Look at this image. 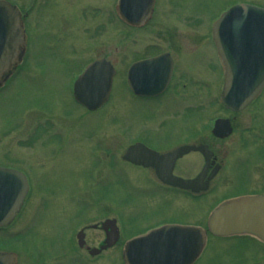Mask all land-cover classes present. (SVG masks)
<instances>
[{
	"label": "rangeland",
	"instance_id": "rangeland-1",
	"mask_svg": "<svg viewBox=\"0 0 264 264\" xmlns=\"http://www.w3.org/2000/svg\"><path fill=\"white\" fill-rule=\"evenodd\" d=\"M8 1L26 11L29 34L24 62L0 88V165L25 170L32 185L18 215L0 230V243L15 252L17 264H123L121 243L127 236L161 223L204 225L203 214L219 202L224 185L190 202L162 188L151 172L121 159L134 138L145 137L154 145L172 141L188 124L186 109L163 102L141 104L127 95L119 73L109 101L90 112L71 100L69 70L100 56L122 68L132 48L142 43L165 47L175 42L179 58L191 56L185 73L197 80L179 94L188 100L194 92L200 102L204 76L210 70L216 74L205 23L231 4L264 5V0H155L151 22L132 29L115 16L113 0ZM218 91L212 95L217 97ZM94 133L96 188L82 181L93 177L89 150ZM217 147L227 158L237 153L233 136ZM233 171L239 180L243 170L236 165ZM113 218L121 228L114 245L96 256L77 247V225H88L83 240L98 246L105 236L100 223ZM193 264H264V245L245 235L208 237Z\"/></svg>",
	"mask_w": 264,
	"mask_h": 264
},
{
	"label": "water",
	"instance_id": "water-1",
	"mask_svg": "<svg viewBox=\"0 0 264 264\" xmlns=\"http://www.w3.org/2000/svg\"><path fill=\"white\" fill-rule=\"evenodd\" d=\"M153 0H119L120 17L131 24H140L148 16ZM16 7L0 0V77L4 79L22 52V30ZM212 39L225 64V76L219 99L225 107L238 110L246 105L264 83V8L239 3L229 7L212 26ZM154 58L136 63L131 70L154 66ZM114 70L108 61L96 60L88 65L73 83L74 99L88 109L99 107L108 97ZM136 93L149 91L134 89ZM227 120H217L213 132L230 129ZM180 148L158 155L141 143L127 148L123 158L133 163L152 165L164 183L192 190L203 189L202 173L195 179L182 180L171 173L174 159L189 149ZM205 153L204 148H200ZM27 190L22 173L0 167V226L7 225L20 208ZM207 230L216 236L249 234L264 242V196L246 195L220 202L210 212ZM105 237L99 247L89 249L98 254L118 238L115 220L101 223ZM82 245V233L77 234ZM206 230L193 225L164 224L127 240L121 252L125 264H191L200 254ZM14 256L0 251V264H14Z\"/></svg>",
	"mask_w": 264,
	"mask_h": 264
},
{
	"label": "flooded vegetation",
	"instance_id": "flooded-vegetation-1",
	"mask_svg": "<svg viewBox=\"0 0 264 264\" xmlns=\"http://www.w3.org/2000/svg\"><path fill=\"white\" fill-rule=\"evenodd\" d=\"M31 6H34V4L32 3ZM154 6L155 4L153 5L147 19L138 26H132L122 21L121 22L130 29L144 28L154 17ZM18 9L20 11L19 23L22 24L24 29L25 44H29V34L25 29L26 11H23L21 8ZM115 16L117 17L116 14ZM205 24L208 25V21ZM56 40H58V38ZM170 40V42H172L174 39L171 38ZM155 43L156 42L142 43L139 48L137 46L132 48L133 51L136 50L137 52L132 51L130 53V58H128L122 68L116 67V65H113L110 61L115 69L114 78H117L119 73H121L120 81L123 84L127 95L137 99L141 104L150 106L156 102H163V104L167 103L169 105H182L188 114V124H186V127L183 130L177 132L172 141H169L168 138L163 142L160 141V144L154 145L155 141L151 142L148 141V139H145V137H140L132 139L126 146L139 141L158 153H164L183 145H205L209 152V157L207 159V166L202 180H207V187L204 191L199 192H192L188 189L172 187L157 179L152 166H139L131 164L132 167H139L151 172L162 188L172 190V192L174 191L176 194H179L181 197L190 202H194L204 196H207L211 191L213 193L215 187L216 189H219L218 186L220 185H224L222 188L224 190L221 193L223 196L220 200L243 194L264 195V85L258 95L245 107L238 111L229 110L220 104L217 97L212 94L214 91L219 89L217 93L218 96L221 90L223 82V66L214 51L213 43L211 41L210 50L214 61L213 63L216 68V74L214 76L212 70H210V73H207V75L204 76V80L202 82L204 94L200 102H196L194 92H189V96L187 97L188 100H186V97L183 98L182 94H179V90H185L188 86L196 85L197 82L193 75H187L185 73V71L189 69L191 61L189 57L191 56L188 57L186 55L185 57L183 55L179 58L180 56L176 55L178 45L177 43L175 45V42L168 43L165 47H157ZM158 57L159 59L157 62H154V66L150 65V67L147 66L146 68H138V70L133 71L131 70V67L140 61ZM95 59L96 57L87 58L77 66L75 71L69 70V74L80 72L86 64ZM134 89L153 93L148 95H136L133 92ZM212 98H214V101ZM244 114L246 117H244ZM240 117L241 119H239ZM216 119L228 120L230 125V133L228 135H221L225 128H221L220 130L218 129V134L216 135L212 133L213 123ZM245 122L247 124H245ZM198 124L201 125V128L199 129H197V126H199ZM49 130L50 128L48 130L45 129V133L49 132ZM144 135L145 134H143V136ZM93 136L95 145L89 151L92 153L90 156L93 159L92 161H94V163L90 166L93 168L94 173L93 177L89 174V178L88 176L86 177L87 181L83 178L82 181L84 186L86 183L89 184L92 182L93 188H96V133H94ZM232 136L235 143L234 151L237 153L235 156L233 155L231 158H227L225 150L219 154L221 149L218 148L217 145L225 143V141ZM49 137L50 134H46V139ZM204 162V155L200 151H186L174 160L172 173L186 179L193 178L198 174ZM228 163L229 165L231 164L229 169L226 167V164L228 165ZM236 165L241 167V170H243L242 177L239 180L233 177V169H235ZM2 166L23 171L26 174L25 170L20 169L14 164L3 163ZM188 173L189 175H186ZM31 186L32 185L29 183L30 191ZM228 186H231L230 190L226 189ZM77 226L79 227L78 229H83V231L87 230L88 227V225L84 224H79ZM89 247L96 246H89L84 242V244L78 248L86 252Z\"/></svg>",
	"mask_w": 264,
	"mask_h": 264
}]
</instances>
